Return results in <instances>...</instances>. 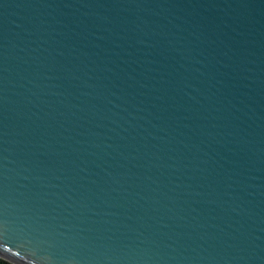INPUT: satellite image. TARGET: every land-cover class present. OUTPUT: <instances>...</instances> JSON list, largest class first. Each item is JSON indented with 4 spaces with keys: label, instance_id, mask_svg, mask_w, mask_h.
<instances>
[{
    "label": "water",
    "instance_id": "95a60500",
    "mask_svg": "<svg viewBox=\"0 0 264 264\" xmlns=\"http://www.w3.org/2000/svg\"><path fill=\"white\" fill-rule=\"evenodd\" d=\"M0 259L264 264V0H0Z\"/></svg>",
    "mask_w": 264,
    "mask_h": 264
},
{
    "label": "trees",
    "instance_id": "16d2710c",
    "mask_svg": "<svg viewBox=\"0 0 264 264\" xmlns=\"http://www.w3.org/2000/svg\"><path fill=\"white\" fill-rule=\"evenodd\" d=\"M0 264H11V263H8V262H6V261L0 259Z\"/></svg>",
    "mask_w": 264,
    "mask_h": 264
}]
</instances>
